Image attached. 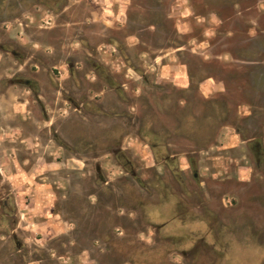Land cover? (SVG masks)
<instances>
[{"label":"rangeland","instance_id":"obj_1","mask_svg":"<svg viewBox=\"0 0 264 264\" xmlns=\"http://www.w3.org/2000/svg\"><path fill=\"white\" fill-rule=\"evenodd\" d=\"M0 1V264H264V0Z\"/></svg>","mask_w":264,"mask_h":264},{"label":"flooded vegetation","instance_id":"obj_2","mask_svg":"<svg viewBox=\"0 0 264 264\" xmlns=\"http://www.w3.org/2000/svg\"><path fill=\"white\" fill-rule=\"evenodd\" d=\"M5 8H6L5 5H3L2 2L0 1V14H1L0 21H3V22L6 21V19L2 17V15L5 14V10H6ZM2 41H4V43L3 45H0V48L5 50L6 54L16 55L17 52L13 48L14 45L12 44V41L11 40H2ZM18 58H20V56H18ZM70 67H72V64L70 65ZM8 82L12 84H17V83L23 84L29 88L31 86V80L28 78L26 79L14 78V79L9 80ZM211 101L214 102L213 99L204 100V102H211ZM256 138L257 137L254 136L253 138H249L247 140L252 141V140H256ZM252 221H254V219L248 216L247 218L243 220L244 224L242 228H230L229 227V228H223L221 231L217 229L214 231L213 234L216 237L218 246H220V244L223 242L221 240L222 238L228 237V240L226 241L227 243L226 247L228 248V252L224 251V257H226V260L229 261L231 258V256L229 255L230 250L231 252H233L235 248L237 250V247L239 245H244V242H245L244 239H246L247 243L249 241L251 243V247L253 248L259 247V245L262 246L264 244V220H260V221H263L262 224L257 223L256 225ZM198 231L202 232L203 234H209L211 232V230L206 227L204 230H198ZM257 236H260V237H257Z\"/></svg>","mask_w":264,"mask_h":264},{"label":"crops","instance_id":"obj_3","mask_svg":"<svg viewBox=\"0 0 264 264\" xmlns=\"http://www.w3.org/2000/svg\"><path fill=\"white\" fill-rule=\"evenodd\" d=\"M3 43H4V41L0 40V45H3ZM0 52L3 53V54L6 53L5 50H3L2 48H0Z\"/></svg>","mask_w":264,"mask_h":264}]
</instances>
